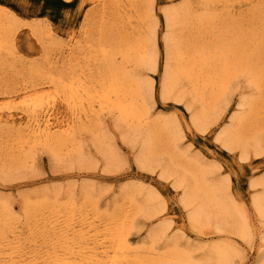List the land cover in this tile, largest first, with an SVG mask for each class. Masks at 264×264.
I'll use <instances>...</instances> for the list:
<instances>
[{
  "label": "rangeland",
  "instance_id": "rangeland-1",
  "mask_svg": "<svg viewBox=\"0 0 264 264\" xmlns=\"http://www.w3.org/2000/svg\"><path fill=\"white\" fill-rule=\"evenodd\" d=\"M100 1L0 0V9L16 15L14 26L19 25L13 30L10 47L0 50V264H58L81 258L96 260L104 251L113 254L111 240L119 222L128 219L131 201L142 203L139 201L147 193L161 202L160 214L149 217L140 210L128 222L130 254L147 245L160 254L168 244L176 243L174 247L201 257L204 248L226 243L235 248L234 264H263L259 261L264 256V219L254 213L250 198L260 190L252 183L264 178V128H260L259 136L263 150L248 149L244 157L239 147L226 148L217 140L229 117L240 112L239 104L255 96L252 85L244 75H238L229 82L226 104L218 115L200 127L192 125L190 118L197 103L188 97L176 100L175 94L164 95L160 87L163 11L188 0H151L159 50L156 65L140 71L153 84L152 98L146 101V122L167 118L177 123L174 125L179 126L180 137L173 144L175 151L214 168L210 177L222 182L230 204L244 211L248 219L250 235L244 240L229 225L219 233L210 228L212 225L194 228L188 221V208L180 200L183 188L175 176L170 171L163 173L156 163L143 166L138 162L139 140L133 134L123 135L117 114L110 112L99 97L103 89L96 73L100 57L94 46L101 34L108 37L106 32L130 33L140 23L148 0ZM260 3L264 0H216L208 9L242 17L257 12ZM193 7L196 14L203 12L201 6ZM141 18L146 30L151 18ZM195 21L192 29L185 26L176 30L179 50L184 53L196 51L191 50L192 45L202 37ZM35 28L44 41L32 33ZM179 50L177 45L176 53ZM59 75L83 80L92 92L88 96L81 92L83 98L68 104L51 81ZM23 99L37 101L34 113L25 110ZM263 108L264 102L251 112L244 126L252 130L263 124ZM45 116L52 125L47 134H28L30 123Z\"/></svg>",
  "mask_w": 264,
  "mask_h": 264
},
{
  "label": "bare ground",
  "instance_id": "bare-ground-1",
  "mask_svg": "<svg viewBox=\"0 0 264 264\" xmlns=\"http://www.w3.org/2000/svg\"><path fill=\"white\" fill-rule=\"evenodd\" d=\"M193 1L188 0L180 7L163 11L165 33L162 40L164 64L161 91L164 95L175 94L173 97L176 100L188 97L196 102L197 106L190 119L192 125L200 127L221 111L229 82L240 74L244 75L246 81L252 85L255 96L253 95L252 99L247 97L249 99L239 104L242 111L230 114L229 122L219 132L217 140L226 148L239 147L242 157L247 155L248 149L259 153L262 149L259 144L260 128H264V123L259 126L256 124L254 129L252 127V130H249L244 126V122L249 119L251 112L258 106L262 107L264 102V3H260L261 6L255 13H247L242 17H229L226 13L219 14L208 9V6L216 0H197L194 1L195 3ZM194 4L203 8L201 14L193 11ZM151 5V0H148L143 13L140 16L138 14L140 23L130 33L106 32L108 37H104L105 34L102 37L101 34L96 41L95 51L100 57V65L96 73L104 89L99 97L103 103H106L105 106L110 112L117 114L116 121L122 127L123 135L127 137L133 134L135 139L139 140H137L140 146L138 162L143 166L156 163L163 173L170 171L175 176L183 188L180 200L183 207L188 208V221L194 228L212 225L210 228L219 233L225 229V225H229L232 232L239 234L243 239L248 238L250 235L248 219L244 216V211L230 204L226 187L222 182L212 180L210 174L214 168L199 162L198 159H186L184 158L186 155L175 151L173 144L180 137V130L177 129L179 126L174 125L176 122L173 123L171 118V120L149 119L150 121L146 122L149 113L146 101L152 98L153 84L152 80L144 77L140 71L156 65L159 50L155 35L156 19ZM0 10V50H4V47L7 50L6 45L9 46V41L12 40L13 30L19 25L14 26L17 22L16 15L10 11ZM141 17L151 18L146 30L142 28ZM192 20H196L195 28L198 27V32H202V37L193 44L194 46L191 44L193 47L191 50L196 51L184 53V50H179L176 30L185 26L192 29ZM202 21L206 23L202 25ZM40 26L37 25L38 28ZM32 33L37 40H42V34L38 33L36 28L32 29ZM177 45L179 51L176 53ZM51 81L63 100L71 105L78 101V97L83 98L79 93L83 92L88 96L92 92L83 80H74L71 77L65 79L59 75ZM21 101L26 103L27 112L34 113L37 109V101L26 102L25 99ZM48 117L35 119L30 123L27 133L35 137L45 136L52 127ZM57 142L65 144V141L60 139H57ZM72 149L73 147L70 151H73ZM104 156L109 160L110 156L105 152ZM252 186L255 188L259 186L260 190L253 193L250 204L254 213L264 219V178L253 182ZM157 201L156 196L151 193H147L145 199L139 201L142 203L131 201V211L129 210L130 213L126 216H129V220L126 218L121 220L116 230L117 234H114V238L112 236L113 254L104 251V256L101 258L95 256L98 258L96 260L81 258L77 262L68 260L67 263L62 261L58 264H234L232 259L234 254L236 255L235 248L226 243L204 248L201 257L192 255L190 250L174 247L176 244L174 242L173 246L168 244L169 247L163 249L164 252L160 254L154 253L150 245L145 246L142 251L130 254L126 241L128 222L140 210L146 211L144 213L149 214V217L160 214L161 202L157 203ZM261 262L264 264V256L261 257L259 263Z\"/></svg>",
  "mask_w": 264,
  "mask_h": 264
}]
</instances>
